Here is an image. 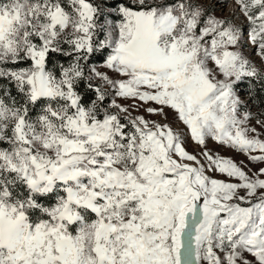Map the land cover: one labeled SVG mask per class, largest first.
<instances>
[{
	"label": "snow or ice",
	"instance_id": "6c2138e0",
	"mask_svg": "<svg viewBox=\"0 0 264 264\" xmlns=\"http://www.w3.org/2000/svg\"><path fill=\"white\" fill-rule=\"evenodd\" d=\"M259 92L264 0H0V264H264Z\"/></svg>",
	"mask_w": 264,
	"mask_h": 264
},
{
	"label": "rangeland",
	"instance_id": "374dc122",
	"mask_svg": "<svg viewBox=\"0 0 264 264\" xmlns=\"http://www.w3.org/2000/svg\"><path fill=\"white\" fill-rule=\"evenodd\" d=\"M208 4L210 7L215 9V12L217 15H224L227 14L230 10V0H208ZM246 51H248V49H245ZM259 63V62H257ZM246 84L242 83L238 86V90L241 91V96L242 98H246L247 97V92H246ZM258 94H261V92H259ZM249 107L250 110L253 113V118L251 120V124L252 126H256L259 127L258 125H256V119H264V97L260 96V98L256 97V99L254 101H250L249 102ZM153 119H156L157 117H152ZM169 121H172V116L171 114L169 115ZM173 126H175V123L173 122ZM210 147H217V150L220 151L223 155L225 156H230V157H234L236 160H244L245 163H247V159L246 157L242 156V155H238L235 152H231V151H226L224 149L218 148V146L213 145L211 142L209 144ZM189 150H193V145L189 144ZM250 167L255 168L257 165H249Z\"/></svg>",
	"mask_w": 264,
	"mask_h": 264
},
{
	"label": "trees",
	"instance_id": "16d2710c",
	"mask_svg": "<svg viewBox=\"0 0 264 264\" xmlns=\"http://www.w3.org/2000/svg\"><path fill=\"white\" fill-rule=\"evenodd\" d=\"M261 94L264 97V92H261ZM261 94H257V97L260 98Z\"/></svg>",
	"mask_w": 264,
	"mask_h": 264
}]
</instances>
